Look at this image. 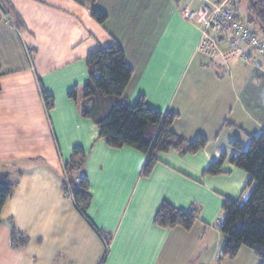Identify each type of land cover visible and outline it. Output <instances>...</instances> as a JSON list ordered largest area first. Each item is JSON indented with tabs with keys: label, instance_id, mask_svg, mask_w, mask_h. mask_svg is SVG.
Here are the masks:
<instances>
[{
	"label": "crops",
	"instance_id": "1",
	"mask_svg": "<svg viewBox=\"0 0 264 264\" xmlns=\"http://www.w3.org/2000/svg\"><path fill=\"white\" fill-rule=\"evenodd\" d=\"M196 0H0V175L14 187L0 213V264H258L241 248L222 259L218 230L225 199L241 201L248 176L225 163L239 140L264 133V61L225 65L196 52L199 29L180 9ZM92 10L106 16L103 24ZM117 42L132 71L121 101L177 114L171 130L207 139L195 155H158L147 177L145 156L113 149L80 116L67 94L88 80L85 58ZM246 51L244 46H240ZM41 90L53 100L45 109ZM85 154L80 175L92 201L82 215L68 192L64 165ZM162 203L196 209L190 230L154 225ZM12 227L28 238L9 243ZM251 253V254H249Z\"/></svg>",
	"mask_w": 264,
	"mask_h": 264
},
{
	"label": "trees",
	"instance_id": "2",
	"mask_svg": "<svg viewBox=\"0 0 264 264\" xmlns=\"http://www.w3.org/2000/svg\"><path fill=\"white\" fill-rule=\"evenodd\" d=\"M173 1L177 6L181 2ZM242 2L247 14L245 22L264 37V0H234L237 14ZM91 17L99 24L106 20V16L94 10ZM85 66L87 82L80 88H74L67 97L79 103L80 116L96 126L99 136L108 147H129L145 156L141 176L147 177L151 173L160 154L172 151L180 156L195 155L207 145V139L203 136L186 141L175 135L171 127L178 117L177 114L153 110L148 107L143 96H139L132 105L121 101L131 81L132 71L117 42L89 53L85 58ZM41 95L45 109L49 111L53 100L42 90ZM230 145L234 153L230 156L221 154L202 174L203 177L224 175L226 173L222 171V167L227 163L248 176V182L243 189L246 198L241 201H223L222 218L218 225L223 238L220 257L233 260L241 248H246L257 258L258 264H264V133L250 136L247 150H242L237 139ZM84 162L83 151L75 149L64 165L67 178L64 191L69 193L82 215H85L92 201L87 178L80 175L75 182V176L82 172ZM14 187L6 176L0 175V213L11 198ZM197 217L196 209L179 211L167 203H162L153 223L164 229L182 228L188 231L197 221ZM28 241L27 237L12 227L9 235L11 248L23 249Z\"/></svg>",
	"mask_w": 264,
	"mask_h": 264
},
{
	"label": "built area",
	"instance_id": "3",
	"mask_svg": "<svg viewBox=\"0 0 264 264\" xmlns=\"http://www.w3.org/2000/svg\"><path fill=\"white\" fill-rule=\"evenodd\" d=\"M195 10L181 8L184 20L200 32L196 52L225 65L236 60L264 61V37L242 21L234 9V0H196ZM240 46H244L243 51Z\"/></svg>",
	"mask_w": 264,
	"mask_h": 264
},
{
	"label": "rangeland",
	"instance_id": "4",
	"mask_svg": "<svg viewBox=\"0 0 264 264\" xmlns=\"http://www.w3.org/2000/svg\"><path fill=\"white\" fill-rule=\"evenodd\" d=\"M238 14H239V17H241L242 21L245 22L244 19H245V17H246L247 14H246V11H245V4L243 2L239 5ZM249 254H251V253H249Z\"/></svg>",
	"mask_w": 264,
	"mask_h": 264
}]
</instances>
